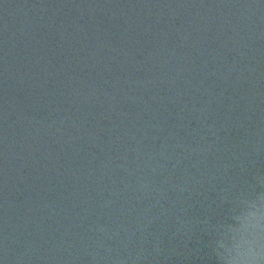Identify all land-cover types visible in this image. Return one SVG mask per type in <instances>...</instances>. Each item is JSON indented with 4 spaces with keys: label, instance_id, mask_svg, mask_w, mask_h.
<instances>
[{
    "label": "water",
    "instance_id": "obj_1",
    "mask_svg": "<svg viewBox=\"0 0 264 264\" xmlns=\"http://www.w3.org/2000/svg\"><path fill=\"white\" fill-rule=\"evenodd\" d=\"M264 228V0H202L0 136V264H230Z\"/></svg>",
    "mask_w": 264,
    "mask_h": 264
},
{
    "label": "clouds",
    "instance_id": "obj_2",
    "mask_svg": "<svg viewBox=\"0 0 264 264\" xmlns=\"http://www.w3.org/2000/svg\"><path fill=\"white\" fill-rule=\"evenodd\" d=\"M230 264H264V228L254 222L242 241L235 246Z\"/></svg>",
    "mask_w": 264,
    "mask_h": 264
}]
</instances>
